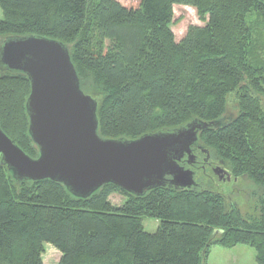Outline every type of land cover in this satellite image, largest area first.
<instances>
[{
    "label": "trees",
    "instance_id": "trees-1",
    "mask_svg": "<svg viewBox=\"0 0 264 264\" xmlns=\"http://www.w3.org/2000/svg\"><path fill=\"white\" fill-rule=\"evenodd\" d=\"M175 5L206 21L178 42ZM0 9V43L33 34L67 47L80 88L97 100L100 137L215 122L196 144L260 192L252 212L214 188L213 174L197 189L166 185L136 196L105 184L80 198L56 181L15 179L0 155V264H44V244L60 252L58 264H207L211 247L239 244L264 264V0H0ZM29 92L25 74L0 71V127L36 157ZM145 218L158 221L154 232Z\"/></svg>",
    "mask_w": 264,
    "mask_h": 264
},
{
    "label": "water",
    "instance_id": "water-1",
    "mask_svg": "<svg viewBox=\"0 0 264 264\" xmlns=\"http://www.w3.org/2000/svg\"><path fill=\"white\" fill-rule=\"evenodd\" d=\"M0 71L25 74L28 135L38 149L31 157L0 127L1 163L20 181L49 179L76 197L86 198L105 184L140 196L153 188L197 189L194 172L179 164L198 132L215 122L192 121L170 131L135 139L98 134L97 100L80 88L67 47L38 35L5 37L0 43ZM215 173L223 177L218 168ZM229 178V175H228Z\"/></svg>",
    "mask_w": 264,
    "mask_h": 264
},
{
    "label": "rangeland",
    "instance_id": "rangeland-1",
    "mask_svg": "<svg viewBox=\"0 0 264 264\" xmlns=\"http://www.w3.org/2000/svg\"><path fill=\"white\" fill-rule=\"evenodd\" d=\"M173 12L174 15L170 28L174 34L176 42L184 37L189 26H203L206 23V21L200 20L194 7L175 5L173 7ZM251 16L253 17L250 18V24L253 30L258 32L260 27L258 20L254 18L256 15L253 14ZM2 18L3 16L0 9V19ZM223 168L226 169L224 166ZM199 178L197 180L200 182L201 180ZM212 185L214 188H218L229 194L231 199L237 202L243 212H252L253 198L260 194L258 188L246 177H240L236 180H233L232 177V180L226 183L214 181ZM123 200L124 198L119 194H113L110 196V202L114 205H120ZM143 226L146 231L154 232L157 229L158 221L151 218H145L143 220ZM42 260L44 264H58L60 260V252L52 245L44 244ZM224 260L227 264H258L255 260V250L249 245L239 244L228 249L219 246L211 247L206 260L207 264H226Z\"/></svg>",
    "mask_w": 264,
    "mask_h": 264
},
{
    "label": "flooded vegetation",
    "instance_id": "flooded-vegetation-1",
    "mask_svg": "<svg viewBox=\"0 0 264 264\" xmlns=\"http://www.w3.org/2000/svg\"><path fill=\"white\" fill-rule=\"evenodd\" d=\"M191 149L194 156L192 158V163H188L187 157L184 155L179 161V164L185 168L191 169L194 172V180L197 182L198 187L204 185V183L208 180L207 178H212L211 174L216 175L215 177H217V181L219 182L226 183L232 180V176L226 169L223 168L219 161L210 160L208 151L202 146L195 143L191 146ZM218 168H221L225 172L224 176H221V178H219V175L215 173L216 171H219ZM198 178L201 180L200 182L197 180Z\"/></svg>",
    "mask_w": 264,
    "mask_h": 264
},
{
    "label": "crops",
    "instance_id": "crops-1",
    "mask_svg": "<svg viewBox=\"0 0 264 264\" xmlns=\"http://www.w3.org/2000/svg\"><path fill=\"white\" fill-rule=\"evenodd\" d=\"M224 262L226 263V261H225V260H224ZM224 262H223V263H224ZM226 264H227V263H226Z\"/></svg>",
    "mask_w": 264,
    "mask_h": 264
}]
</instances>
